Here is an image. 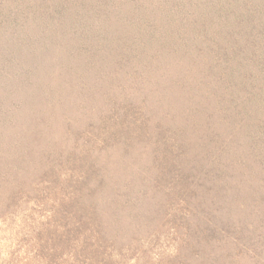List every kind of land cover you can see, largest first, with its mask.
Instances as JSON below:
<instances>
[{
    "label": "rangeland",
    "instance_id": "374dc122",
    "mask_svg": "<svg viewBox=\"0 0 264 264\" xmlns=\"http://www.w3.org/2000/svg\"><path fill=\"white\" fill-rule=\"evenodd\" d=\"M0 1L3 9L14 5L16 17L37 4L34 0ZM221 3L223 14L218 26H213L220 28L212 41L197 46L186 59L165 50L160 68L155 60V74L148 75L155 82L130 81L125 74L134 60L121 58L126 45L123 36H116L115 43L99 45L100 58L95 55L93 37L102 31L96 21L89 24L84 40L74 36L77 40L68 50L62 45L54 49L64 52L68 68L86 69L78 90L62 91L69 101L65 107L46 105L48 96L55 99L59 94L55 88L49 92L38 88L44 102L37 99L28 108L26 103L9 102L8 97L0 101V122H9L19 110L25 122L21 137L0 143L9 151L5 159L1 152L0 165L12 167L17 159L21 163L7 180L2 181L0 174V264L7 260L8 264H264V221L256 237L249 234L253 228L247 230V226L254 218L248 199L240 198H250L247 192L235 189L233 182L234 189L229 191L238 193L237 198L225 194L217 203L203 200L201 173L208 168L194 170L200 155L194 149H200L201 141L212 132H203L198 144L191 143V153L177 146L181 133L196 134L197 120L201 125L219 124L209 117L202 119L201 111L213 115V110L196 93L202 89L196 80L206 83L215 73L212 70L218 69L216 62L232 61L237 54L243 57L245 48L264 52L260 20H264V0ZM255 34L252 48L246 44ZM19 40L4 61L7 69L0 76V97L17 88H35L30 64L44 55L39 49V56L37 51L31 53ZM115 47L122 54L117 58L113 57ZM219 81L216 78V86L223 88L221 77ZM228 104L213 103V107L229 113L232 105ZM111 113L117 115L116 121ZM255 205L262 206L263 216L264 202L257 199Z\"/></svg>",
    "mask_w": 264,
    "mask_h": 264
},
{
    "label": "trees",
    "instance_id": "16d2710c",
    "mask_svg": "<svg viewBox=\"0 0 264 264\" xmlns=\"http://www.w3.org/2000/svg\"><path fill=\"white\" fill-rule=\"evenodd\" d=\"M34 2H37L36 6L34 3L32 6L30 4V11L25 13L19 11L16 17L12 14L14 5L10 4L3 9L1 5L3 1H0L2 8L0 9V76L7 69V62L4 63V61L14 52L19 37V41L22 40L26 45V50L32 51L31 53L37 51L39 56V49L42 51L40 54L44 55V59H32L34 62L30 64L33 73L30 76H34L35 88L27 86L24 91L17 88L14 92L10 91L9 94H2L0 97L1 102L8 97L11 103L14 101L26 103L24 107L27 108L34 105L35 100H42L41 91H38V88H43L44 92H49L53 88L58 90L59 94L55 99L48 96L49 102L46 105L54 106L57 103L63 106L69 101L62 91L68 93L69 90L74 88L78 90L82 86L86 69L78 72L77 68H68L69 65H66L68 59H64V52L59 50V47L56 51L54 49L57 45H62L68 50L77 40L74 36L84 40L89 24L94 25L96 21H99L102 27V31L99 29L93 37L95 43L97 42L93 49L97 50L96 56L99 53V45L103 47L104 43L110 44L112 41L115 43L116 36H123L126 40L125 54L122 55L115 47L112 49L115 54L113 57L117 58L121 54L123 59L125 56L131 62L134 60L133 68L125 72L130 81L136 79L137 82H146L152 79L155 82V79L148 77L155 74L156 67L152 65L154 61L157 60V67L160 68V59L166 57L165 50H169L173 57L183 56L184 59L189 57L193 51L197 50V46L202 47L207 41H212L211 38L220 28H216L218 26L216 24L223 14L222 0H180L181 4L176 0H89V2L87 0H34ZM235 14L238 18L239 14ZM259 14L262 18L261 12ZM85 17L88 20L82 21ZM240 20L242 19L238 21ZM260 20L264 26V20ZM214 25L216 26L213 27ZM1 30L4 32L1 33ZM255 36L257 34L253 35L251 42L246 45L253 48L251 43H255ZM256 48L260 50L262 47L256 45ZM207 50H209L208 46ZM244 51L246 52L241 53L245 55L243 57L237 54L232 61L216 62L218 69L212 70L215 73L207 80L205 79L206 83L201 79L196 80L198 85H202L201 91L196 93L207 100L214 112H212L213 115H207L201 111L202 119L209 117L218 120L219 124L205 122L201 125L202 121L197 120L199 127L196 134H188V131L181 133L177 146L186 154H188L187 150L191 153L193 146L190 147V144H198L197 141L204 138L203 132H212L207 140L201 141L200 149L198 147L194 149L200 153L197 155L199 156L196 159L197 165L193 166L194 170L199 169V172H202L208 168L207 173H201L203 177L201 191L204 190L206 195L203 200L212 204L217 199L225 198L223 197L225 194L237 198L235 195L238 193L230 194L229 190L241 187L250 198L242 195L240 198L248 199L249 212L252 211L251 216L253 215L254 218L251 226H247V230L252 227L249 234L256 237L255 232L257 229H262L261 224L264 221V215L260 213L262 206L255 205L257 199L264 202V169L260 167H264V59H259L264 58V52L253 53L246 48ZM22 66L29 69L26 65ZM215 76L218 82L221 77L223 88L216 86ZM35 93L38 97H35ZM79 97L88 99L85 94ZM213 103L232 105L231 112H219L216 107H213ZM125 111H127L126 108ZM116 117L117 115L114 116L111 113V119L116 121ZM127 118H130L129 114ZM129 120L133 121L132 118ZM24 123V114L20 110L9 122H0V143L11 142L21 137ZM2 125L6 126L2 129ZM8 127L12 130L8 131ZM25 136L27 137L28 133ZM191 138H194L193 141L188 142L187 140ZM1 152L4 159L9 157L7 149L0 147V154ZM0 166H3L1 169L5 171L4 174L0 173L3 176L2 181H5L13 169L21 167V163L17 159L12 167ZM233 182H235L234 187H232ZM98 185L93 188L95 191ZM220 201L222 200L216 203ZM232 207H227L226 217L230 216ZM5 264H8V260Z\"/></svg>",
    "mask_w": 264,
    "mask_h": 264
}]
</instances>
